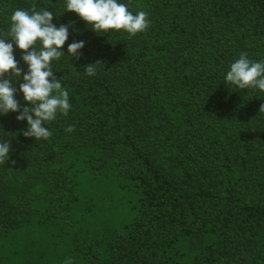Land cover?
Here are the masks:
<instances>
[{
  "label": "trees",
  "instance_id": "obj_1",
  "mask_svg": "<svg viewBox=\"0 0 264 264\" xmlns=\"http://www.w3.org/2000/svg\"><path fill=\"white\" fill-rule=\"evenodd\" d=\"M121 2L148 13L144 32L97 35L75 13L59 15L63 0H0V34L13 11L35 6L72 23L65 55L85 42L79 60L52 65L71 109L48 123L47 141L25 137L18 113L0 117L10 142L0 238L33 221L70 229L71 264H264V93L223 79L241 53L264 59V0ZM86 176L128 195L109 233L74 226Z\"/></svg>",
  "mask_w": 264,
  "mask_h": 264
},
{
  "label": "clouds",
  "instance_id": "obj_2",
  "mask_svg": "<svg viewBox=\"0 0 264 264\" xmlns=\"http://www.w3.org/2000/svg\"><path fill=\"white\" fill-rule=\"evenodd\" d=\"M48 9L38 10L35 6L31 10L16 9L10 16L7 33L0 34V117L18 113L16 120L26 121L22 134L36 141H47L52 136L48 123L55 121L58 115L66 117L71 109L69 92L62 84L63 76L55 77L53 63L62 57L69 58L68 62L79 60L85 46L83 40H73L67 45L65 55L61 49L69 38V29H75L71 22L54 24V15L75 13L100 36L110 30L135 36L150 24L147 12L133 13L121 0H63V11L59 15ZM14 46L22 51L20 59L27 71L18 67ZM98 64L100 62L85 66V74L94 76ZM223 79L237 89L264 93V59L251 60L247 53H241L229 64ZM16 84H19L23 102L30 107L21 110L15 98ZM72 131V125L65 129L67 133ZM9 150L10 142L0 137V164L9 160Z\"/></svg>",
  "mask_w": 264,
  "mask_h": 264
},
{
  "label": "rangeland",
  "instance_id": "obj_3",
  "mask_svg": "<svg viewBox=\"0 0 264 264\" xmlns=\"http://www.w3.org/2000/svg\"><path fill=\"white\" fill-rule=\"evenodd\" d=\"M116 192L111 183L89 180L86 176L79 191L76 230L82 234L95 229L109 233L118 227L126 210L121 201L128 195L125 191ZM71 236L70 229L61 232L32 221L15 234L0 238V264H71L68 242Z\"/></svg>",
  "mask_w": 264,
  "mask_h": 264
}]
</instances>
